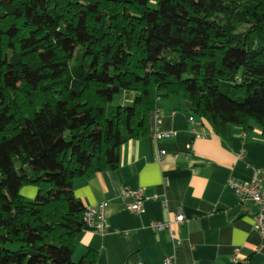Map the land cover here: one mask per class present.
I'll list each match as a JSON object with an SVG mask.
<instances>
[{
  "label": "trees",
  "instance_id": "16d2710c",
  "mask_svg": "<svg viewBox=\"0 0 264 264\" xmlns=\"http://www.w3.org/2000/svg\"><path fill=\"white\" fill-rule=\"evenodd\" d=\"M171 95L264 136V0H0V264H94L72 259L73 182L116 169Z\"/></svg>",
  "mask_w": 264,
  "mask_h": 264
},
{
  "label": "crops",
  "instance_id": "0c3cea01",
  "mask_svg": "<svg viewBox=\"0 0 264 264\" xmlns=\"http://www.w3.org/2000/svg\"><path fill=\"white\" fill-rule=\"evenodd\" d=\"M135 94L124 91L112 104L125 105ZM180 95L161 99L148 114L147 133L120 147L114 170L74 180V196L85 208L107 202L104 232L84 228L74 241L72 259L87 249L94 264H264V246L254 230L250 203L238 204L228 180H252L264 170V136L254 126L244 132L227 125L217 133L192 115ZM170 134L156 139V134ZM39 189L24 186L20 194L32 200ZM143 190V210L126 206L125 192ZM182 214L181 225L173 223ZM172 222V235L155 232L152 222Z\"/></svg>",
  "mask_w": 264,
  "mask_h": 264
},
{
  "label": "built area",
  "instance_id": "2783aa9c",
  "mask_svg": "<svg viewBox=\"0 0 264 264\" xmlns=\"http://www.w3.org/2000/svg\"><path fill=\"white\" fill-rule=\"evenodd\" d=\"M170 134H156L155 138L161 139L169 137ZM229 188L234 192L237 197L238 204L246 207L250 203L254 208L251 211L254 230L260 237V246H264V170L256 172L255 177L250 181H240L230 179L227 182ZM126 196L133 199L132 203L126 206L127 210L139 214L143 210V201L146 199L143 190L135 192H125ZM107 206V202L97 204L86 208L85 211V226L98 233L104 232V216L103 211ZM184 221L182 214H177L174 217L173 223L181 225ZM172 222H152L151 227L155 232L167 231L172 235ZM164 264H171V259L166 258Z\"/></svg>",
  "mask_w": 264,
  "mask_h": 264
},
{
  "label": "rangeland",
  "instance_id": "374dc122",
  "mask_svg": "<svg viewBox=\"0 0 264 264\" xmlns=\"http://www.w3.org/2000/svg\"><path fill=\"white\" fill-rule=\"evenodd\" d=\"M23 187H24V186H23ZM39 187H41V186H39ZM39 187H36V186H35V188H39ZM21 189H22V188H21ZM32 199H34V198H32Z\"/></svg>",
  "mask_w": 264,
  "mask_h": 264
}]
</instances>
